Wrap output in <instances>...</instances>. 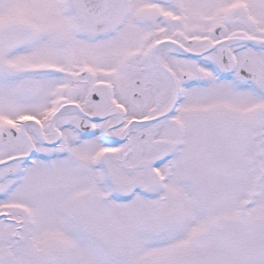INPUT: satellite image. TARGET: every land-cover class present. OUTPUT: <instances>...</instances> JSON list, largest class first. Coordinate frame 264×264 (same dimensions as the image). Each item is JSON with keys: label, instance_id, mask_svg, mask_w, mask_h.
I'll return each mask as SVG.
<instances>
[{"label": "snow or ice", "instance_id": "obj_1", "mask_svg": "<svg viewBox=\"0 0 264 264\" xmlns=\"http://www.w3.org/2000/svg\"><path fill=\"white\" fill-rule=\"evenodd\" d=\"M0 264H264V0H0Z\"/></svg>", "mask_w": 264, "mask_h": 264}]
</instances>
